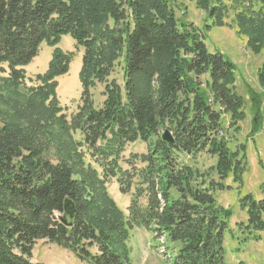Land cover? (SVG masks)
Masks as SVG:
<instances>
[{"label": "trees", "instance_id": "obj_1", "mask_svg": "<svg viewBox=\"0 0 264 264\" xmlns=\"http://www.w3.org/2000/svg\"><path fill=\"white\" fill-rule=\"evenodd\" d=\"M194 1L203 28L178 16L179 0H0V102L12 110L0 121V264H44L33 259L39 241L81 264H133L137 230L163 238L164 264H228L230 242L241 252L261 240L264 196L241 193L247 219L234 225L219 193L233 188L228 179L243 185L249 156L238 137L249 114L250 136L264 131V60L259 88L240 91L237 63L206 42L228 26L264 54V0ZM64 36L85 50L71 118L57 93L75 58ZM43 44L51 60L28 85ZM138 142L146 152L126 158ZM113 178L131 196L127 213L109 194Z\"/></svg>", "mask_w": 264, "mask_h": 264}, {"label": "rangeland", "instance_id": "obj_2", "mask_svg": "<svg viewBox=\"0 0 264 264\" xmlns=\"http://www.w3.org/2000/svg\"><path fill=\"white\" fill-rule=\"evenodd\" d=\"M179 4L176 8L178 16H185L199 28L204 27V11L196 7L194 0H179ZM206 43L211 51H221L237 63L239 77L237 87L240 91H243L244 83H248L254 88H259L257 68L264 60V54L256 55L252 53L246 46V39L237 34L236 28L216 26L209 32ZM60 47L65 51H73L75 53L69 73L58 78L59 86L57 89L60 104L64 109L63 113L71 118L72 114L76 113L79 105H81L82 86L79 80V73L85 50L84 48L76 47L75 41L70 36L63 37ZM52 51L51 47L43 44L39 55L26 67L29 77L27 78L28 85H34L33 79L35 75L44 73L47 70ZM115 76L122 82V73L119 68ZM69 85H71V88L66 89ZM103 91L104 85H98L94 90L98 106L102 105L105 99ZM0 93H6L2 83H0ZM10 114H12V110L0 102V121L2 118H11ZM251 128L252 115L250 116L249 114L248 119L243 123L242 134L238 137L241 142L243 141L247 144L246 151L249 156L248 170L243 177V185L238 188L237 183L228 179L226 183L233 184V188H227L219 193V201L233 211L231 220L234 225L243 211L239 207L240 194L251 192L257 195L261 191L260 186L264 185V131H261L258 135L250 136ZM76 138H78V135H76ZM145 152L146 144L138 142L135 145H129L124 156L129 158L131 153L142 154ZM213 161V159L209 158L202 160L206 165ZM123 165L126 166V163H123ZM107 188L119 207L127 213L131 203V196L120 191L119 184L115 178L108 181ZM163 241V238L154 241L149 231H135L130 241L133 264H164V253L161 246ZM235 246V243L232 245V242H230V249L228 248L229 252L227 255L228 264H240L241 260L246 263L252 262L251 260H254V257L257 259L252 264H264L262 262L264 259V246L261 243H256L253 248L241 252H235L233 250ZM33 259L35 262L44 264H81L80 260L69 249L45 241L38 242L34 249Z\"/></svg>", "mask_w": 264, "mask_h": 264}, {"label": "crops", "instance_id": "obj_3", "mask_svg": "<svg viewBox=\"0 0 264 264\" xmlns=\"http://www.w3.org/2000/svg\"><path fill=\"white\" fill-rule=\"evenodd\" d=\"M261 190V189H260ZM257 198H261V197H263L264 196V193L262 192V191H260L257 195H255ZM247 219V215H246V213L245 212H243L242 211V213H241V215H240V217L236 220V221H239V220H246ZM261 240H259V241H252V242H250V243H248L247 244V246H246V248H245V250L246 249H251V248H253L255 245H256V243H261L263 246H264V231L263 232H261ZM257 258L256 257H254V260H256ZM254 260H251L252 262L254 261ZM252 262H247L246 264H252ZM262 262H264V259H263V261Z\"/></svg>", "mask_w": 264, "mask_h": 264}, {"label": "water", "instance_id": "obj_4", "mask_svg": "<svg viewBox=\"0 0 264 264\" xmlns=\"http://www.w3.org/2000/svg\"><path fill=\"white\" fill-rule=\"evenodd\" d=\"M163 139L170 142V143H174L175 142V139H174V136L172 134V132L169 130V129H166L163 133Z\"/></svg>", "mask_w": 264, "mask_h": 264}, {"label": "bare ground", "instance_id": "obj_5", "mask_svg": "<svg viewBox=\"0 0 264 264\" xmlns=\"http://www.w3.org/2000/svg\"><path fill=\"white\" fill-rule=\"evenodd\" d=\"M70 86H71V85L67 86L66 89L71 88Z\"/></svg>", "mask_w": 264, "mask_h": 264}]
</instances>
